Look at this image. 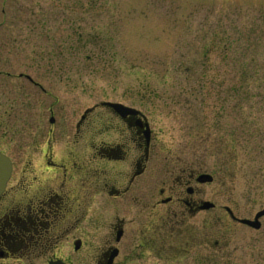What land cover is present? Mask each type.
I'll return each mask as SVG.
<instances>
[{"label": "rangeland", "instance_id": "obj_1", "mask_svg": "<svg viewBox=\"0 0 264 264\" xmlns=\"http://www.w3.org/2000/svg\"><path fill=\"white\" fill-rule=\"evenodd\" d=\"M102 99L140 106L162 156L211 152L216 203L226 173L264 193V0H0V146L52 130L58 152Z\"/></svg>", "mask_w": 264, "mask_h": 264}, {"label": "flooded vegetation", "instance_id": "obj_2", "mask_svg": "<svg viewBox=\"0 0 264 264\" xmlns=\"http://www.w3.org/2000/svg\"><path fill=\"white\" fill-rule=\"evenodd\" d=\"M106 100L82 111L58 152L52 130L42 146L37 132L0 146L11 163L0 264H264V193L246 180L236 199L226 173L216 203L211 152L183 144L162 156L140 106L116 100L136 109L121 115Z\"/></svg>", "mask_w": 264, "mask_h": 264}, {"label": "water", "instance_id": "obj_3", "mask_svg": "<svg viewBox=\"0 0 264 264\" xmlns=\"http://www.w3.org/2000/svg\"><path fill=\"white\" fill-rule=\"evenodd\" d=\"M108 104L114 107L120 114H125L129 110L120 103L109 102ZM50 121H53L52 117L50 118ZM8 173H9L8 159L3 154L0 153V191L4 186L5 180L8 177Z\"/></svg>", "mask_w": 264, "mask_h": 264}]
</instances>
